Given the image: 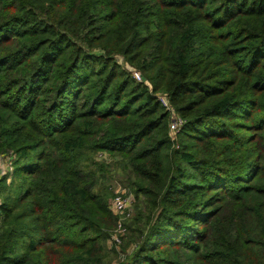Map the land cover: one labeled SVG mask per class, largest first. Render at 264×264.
I'll list each match as a JSON object with an SVG mask.
<instances>
[{"label": "trees", "instance_id": "16d2710c", "mask_svg": "<svg viewBox=\"0 0 264 264\" xmlns=\"http://www.w3.org/2000/svg\"><path fill=\"white\" fill-rule=\"evenodd\" d=\"M99 153L117 264H264V0H0V264H111Z\"/></svg>", "mask_w": 264, "mask_h": 264}, {"label": "built area", "instance_id": "2783aa9c", "mask_svg": "<svg viewBox=\"0 0 264 264\" xmlns=\"http://www.w3.org/2000/svg\"><path fill=\"white\" fill-rule=\"evenodd\" d=\"M132 76L139 81L142 80L140 73L136 70H132ZM157 99L160 102V104L165 108V110L168 112V116H169L168 134L170 138L173 140V142H176L177 134L185 121L178 114L175 108L170 104L166 94L158 93ZM175 146H177V144H175ZM1 156H4L5 163H6V169H5L4 174H11L13 171L11 161L14 158V156L12 154H3ZM98 157L102 158L103 155L99 153ZM2 174L0 172V176ZM111 208H112L114 215H116L118 218L116 222V227L114 231L111 233V237L109 241L112 246H114L117 250H119L122 237L125 233L124 221L125 219H128L132 216L133 195L131 193H125L124 191L117 192L116 195L112 199Z\"/></svg>", "mask_w": 264, "mask_h": 264}, {"label": "rangeland", "instance_id": "374dc122", "mask_svg": "<svg viewBox=\"0 0 264 264\" xmlns=\"http://www.w3.org/2000/svg\"><path fill=\"white\" fill-rule=\"evenodd\" d=\"M119 62L121 64H123L120 60H119ZM124 67L126 69L130 70V68L127 64H124ZM96 160H98V161L104 160L108 164V167L110 168L109 173L106 174V181L105 182L107 183V185L110 187L111 191L114 194L111 196V198L109 200V209L113 213L112 208H111V204H112V199L116 195V193L119 191H124L125 193H131V192H129V189H127L128 188V186H127L128 179H127V176L123 173L120 165H117V163L115 162L116 161L115 158H109L106 155H105V158H100L97 155ZM104 161H102V162H104ZM133 214H134V211H132V215ZM115 227L112 229V232L114 231ZM109 243H110V241L108 242V244ZM109 246H112L111 243L109 244ZM111 256H112L111 264H117L124 259V252L120 248L119 250L116 251L115 255L112 254Z\"/></svg>", "mask_w": 264, "mask_h": 264}, {"label": "crops", "instance_id": "0c3cea01", "mask_svg": "<svg viewBox=\"0 0 264 264\" xmlns=\"http://www.w3.org/2000/svg\"><path fill=\"white\" fill-rule=\"evenodd\" d=\"M5 169H6V163H5L4 156L0 155V172H1V174L5 173Z\"/></svg>", "mask_w": 264, "mask_h": 264}]
</instances>
